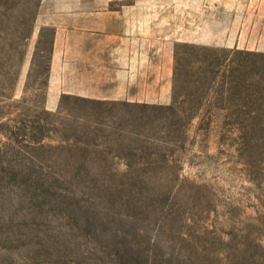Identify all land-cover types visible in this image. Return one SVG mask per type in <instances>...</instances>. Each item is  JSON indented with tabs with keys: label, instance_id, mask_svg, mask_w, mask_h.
Instances as JSON below:
<instances>
[{
	"label": "rangeland",
	"instance_id": "1",
	"mask_svg": "<svg viewBox=\"0 0 264 264\" xmlns=\"http://www.w3.org/2000/svg\"><path fill=\"white\" fill-rule=\"evenodd\" d=\"M136 1L0 0V264H264V0H141L172 38L90 33ZM118 50L148 102L55 98L50 68L72 88Z\"/></svg>",
	"mask_w": 264,
	"mask_h": 264
},
{
	"label": "crops",
	"instance_id": "2",
	"mask_svg": "<svg viewBox=\"0 0 264 264\" xmlns=\"http://www.w3.org/2000/svg\"><path fill=\"white\" fill-rule=\"evenodd\" d=\"M137 1L123 3L119 7H106L92 12L89 17L90 33L110 38L116 43H122L123 40L137 42L145 39L172 38V31L169 30V25L162 24V21H160L161 17L152 14L153 9L159 4L150 6L143 4L141 0ZM237 4V6L232 8L231 18L243 16V19H246L249 0ZM205 6H207V3ZM183 26L190 28L188 25ZM246 26L243 25V30L238 28V34L237 32L235 33L237 37H234L232 46L241 41ZM180 28L173 31L178 36L175 37L177 42H222L223 44L228 42L225 40L221 41V39H217V42L209 40L203 29L201 30V37L192 38L189 33L186 35V30L181 31ZM186 36L189 38H185ZM92 54H95L96 65H92V68L86 66V68L73 70L74 82L72 88H70L66 78L69 76L65 74L63 69L50 68V81L55 85L57 84L60 89L55 98L59 99L62 94H68L101 101L148 102L143 97L144 90L140 88L144 84V79L142 80L141 78L140 80L139 78V76H143V72L130 62L134 54L123 50ZM137 59L139 60V58ZM106 61L109 63H106ZM101 62H105L106 66H102L103 63Z\"/></svg>",
	"mask_w": 264,
	"mask_h": 264
}]
</instances>
